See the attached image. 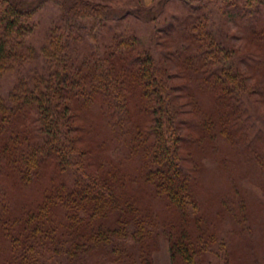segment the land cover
<instances>
[{
  "label": "trees",
  "instance_id": "obj_1",
  "mask_svg": "<svg viewBox=\"0 0 264 264\" xmlns=\"http://www.w3.org/2000/svg\"><path fill=\"white\" fill-rule=\"evenodd\" d=\"M223 1L249 73L202 15L174 36L170 55L189 53L176 71L135 35L82 53L74 21L53 26L33 65L36 6L0 0V264H155L162 242L169 264H240L220 235L252 219L247 169L264 195V145L238 139L236 102L246 89L264 108V0ZM108 6L72 0L65 14L94 26Z\"/></svg>",
  "mask_w": 264,
  "mask_h": 264
},
{
  "label": "rangeland",
  "instance_id": "obj_2",
  "mask_svg": "<svg viewBox=\"0 0 264 264\" xmlns=\"http://www.w3.org/2000/svg\"><path fill=\"white\" fill-rule=\"evenodd\" d=\"M21 1L36 6L33 15L35 28L29 39L36 52L33 65L41 66L43 64L44 59L40 55V49L46 44L53 26L55 24L66 25L74 21L81 28H74L73 31H80L83 34L82 43L80 46L78 45L82 53L84 50L93 49L102 51L104 45L110 44L114 35H135L139 39L138 50L141 48L148 50L153 56L163 59L172 70L176 71L184 64L183 59L189 53L184 52L179 58L170 55L172 51H176L180 44L177 39H174V36L179 31L186 32L188 36L189 32H192L188 26L202 15L207 17V25L212 31L214 39L220 40V44L225 49L234 47L238 52L239 55L232 54L235 58V65L246 70L247 73L250 72L245 66V61L240 58L241 55H245L244 46L247 44L244 40V28L232 16H229L228 12L221 11L220 6L225 7V11L229 9L228 2L223 0H195L193 2L188 0H151L150 2L106 0V3L109 4L108 10L103 17L95 18L98 22L94 26L87 18L77 19L65 14V9L72 0ZM154 1V6L148 12L138 10L139 7L150 5ZM184 43L189 44V40H184ZM193 61L195 62L197 59ZM182 71L184 72L183 68ZM14 78V73L3 75V93H6L7 86ZM252 80L248 79L246 82L251 83ZM253 95L250 96L248 90L243 89L237 95L238 100H236L241 111L239 118L242 120V135L238 139L251 143L247 146L249 149H252L253 144L264 145V108L258 104L256 99L258 94L254 93ZM245 172V175L239 180V186L253 202L249 208L252 219L248 217L249 221L244 220V222H235L232 218L226 219L222 225L220 236L227 241L230 258H232L231 255L234 256L240 264H264V208L259 209V203L264 204V195L258 186V178L251 168ZM154 261L155 264H169V254L165 242H162L155 252ZM213 264L223 263L222 260L217 263L214 258Z\"/></svg>",
  "mask_w": 264,
  "mask_h": 264
},
{
  "label": "crops",
  "instance_id": "obj_3",
  "mask_svg": "<svg viewBox=\"0 0 264 264\" xmlns=\"http://www.w3.org/2000/svg\"><path fill=\"white\" fill-rule=\"evenodd\" d=\"M145 2H150L151 0H144Z\"/></svg>",
  "mask_w": 264,
  "mask_h": 264
}]
</instances>
